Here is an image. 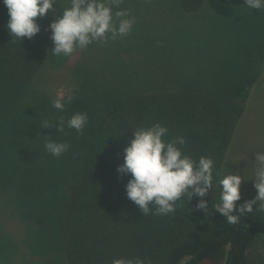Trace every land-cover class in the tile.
Here are the masks:
<instances>
[{
    "label": "trees",
    "instance_id": "16d2710c",
    "mask_svg": "<svg viewBox=\"0 0 264 264\" xmlns=\"http://www.w3.org/2000/svg\"><path fill=\"white\" fill-rule=\"evenodd\" d=\"M237 1L240 11L232 7ZM127 2L120 7L133 8L134 24L121 45L109 38L76 56L78 51L53 56L48 25L52 12L62 15L70 0H57L37 18L40 32L22 40L8 32L9 15L0 0V264H111L136 257L146 264H264V255L254 252L264 241V210L229 224L214 208L247 89L264 77V10L257 11L260 28L253 31L255 10L245 0H137L133 7ZM218 6L229 8L235 19L227 25L239 33L227 70L171 68L170 50H186L197 62L202 39L187 30L182 42L172 35L163 40L145 31L147 15L163 11L185 31L204 9ZM116 46L122 69L109 73L105 63ZM147 51L152 58L158 52L159 69L148 63ZM60 84L65 85L60 97L73 96L63 111L52 107ZM76 112L88 116L80 132L66 124ZM45 121L49 124L42 126ZM157 122L168 129L165 140L184 137L178 147L185 155L213 160L206 212L196 209L198 197L190 201L185 194L175 212L156 215L150 206L144 216L127 198L130 176L116 171L123 150L136 128ZM49 138L69 149L51 155L45 149Z\"/></svg>",
    "mask_w": 264,
    "mask_h": 264
},
{
    "label": "clouds",
    "instance_id": "9594fccd",
    "mask_svg": "<svg viewBox=\"0 0 264 264\" xmlns=\"http://www.w3.org/2000/svg\"><path fill=\"white\" fill-rule=\"evenodd\" d=\"M124 0H70L63 8L62 15L52 12L54 19L48 25L51 32L53 56H71L77 49H84L94 41L107 42L110 38L126 36L133 27L134 18L120 7ZM9 19L6 28L12 37L31 39L41 30L37 18H43L54 9L57 0H3ZM252 10H264V0H245ZM113 8L117 10L113 13ZM110 34V37L109 35ZM72 95L52 100V107L63 111L66 103H71ZM88 123L87 113L76 112L66 121L67 127L82 131ZM49 124L45 121L42 126ZM64 120L58 122V131H63ZM168 129L157 122L149 127H138L133 138L124 148L123 162L117 166V173L130 176L125 184L126 196L147 216L155 206L156 215L175 212L176 202L185 194L190 201L198 197L197 210L208 209L209 202L204 197L213 188L214 162L210 157L198 160L185 155L178 145L185 139L177 136L165 140ZM45 149L59 157L69 149L64 142L49 138ZM256 167L253 186L257 194L252 199L241 200V184L244 178L228 171L218 179L219 200L214 205L229 224H238L241 217L254 209L264 210V152L255 153ZM258 203V207L253 205ZM111 264H146L136 258H115Z\"/></svg>",
    "mask_w": 264,
    "mask_h": 264
},
{
    "label": "rangeland",
    "instance_id": "374dc122",
    "mask_svg": "<svg viewBox=\"0 0 264 264\" xmlns=\"http://www.w3.org/2000/svg\"><path fill=\"white\" fill-rule=\"evenodd\" d=\"M133 1L134 0H129L126 6L133 7V4L137 0ZM239 5V1H237L236 3H233L232 7L235 10V8ZM132 9L133 8H126L124 10L128 13H132ZM226 9L227 12L219 6L218 9H204L203 14L196 18L195 25L186 24L185 31H182L179 25H175L178 23L175 18L169 17V15L165 16L163 11L157 13L154 18L148 19V14L145 18L146 25H144V28L145 31H149V33H152L154 36L162 38L163 40L164 38H168L169 35H172V37L176 36L174 37L175 39L173 38L176 42L183 41V36L186 35L187 30L200 36L202 42L199 49H196V52L199 55L197 62L195 58L192 60L191 57H188L189 54L186 50L183 52L178 50L176 53L174 52V48L173 50H170L172 54L169 56L171 68L186 71L200 69L204 71L203 73L207 72V70H211L208 71L211 73L212 71L218 70V68L224 71L227 70L225 63H228L231 57L235 54L234 44L239 37V33H233L227 25V23L232 21L231 18H234V16L233 14L231 16L229 8ZM240 10L241 8L235 11ZM115 11L116 10H114L113 13ZM214 12L215 19L213 18ZM253 16L254 17L250 19V24L254 21L256 24H252L250 28L253 31H259L260 26H258L257 10L253 12ZM112 41L121 45L122 37L121 40L120 37H118L116 40ZM176 45L177 44L174 46ZM122 46L124 45L122 44ZM119 48L121 47L116 46V48L111 51V55L113 57L105 63V68L109 73L122 69L119 68L120 64L118 56L114 54L118 53ZM76 51H78V53H75ZM76 51L74 52L75 56L81 52V49H77ZM157 54H154V58H152L153 55L150 54V51H147V55L149 56L148 63H150L153 68H158L156 60ZM73 58L74 57L71 59ZM230 70L232 71V69ZM194 72L196 71L190 73ZM55 90L59 97L63 96L65 94V85L60 84ZM247 92L248 95L247 100L243 105V113L237 122L233 139L224 161V165L222 166L221 173L225 174L228 171H232L240 174L244 178L241 184V194L244 197L252 199L257 194V190L254 188L252 180L254 178V170L256 167L255 153L264 152V77L260 78L259 81L257 80L252 86H250L247 89ZM254 248L256 249L254 251L256 254L258 253L264 255L263 240L256 243Z\"/></svg>",
    "mask_w": 264,
    "mask_h": 264
}]
</instances>
